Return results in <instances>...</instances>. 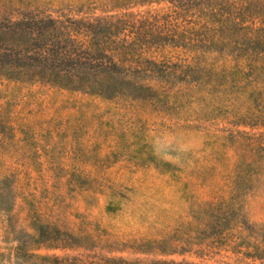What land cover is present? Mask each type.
Returning a JSON list of instances; mask_svg holds the SVG:
<instances>
[{"label": "rangeland", "instance_id": "374dc122", "mask_svg": "<svg viewBox=\"0 0 264 264\" xmlns=\"http://www.w3.org/2000/svg\"><path fill=\"white\" fill-rule=\"evenodd\" d=\"M26 12L115 23L152 91L0 79V264H264V0H0Z\"/></svg>", "mask_w": 264, "mask_h": 264}, {"label": "trees", "instance_id": "16d2710c", "mask_svg": "<svg viewBox=\"0 0 264 264\" xmlns=\"http://www.w3.org/2000/svg\"><path fill=\"white\" fill-rule=\"evenodd\" d=\"M59 17L26 12L16 21L0 18V79L104 99L149 98L151 87L111 52L119 32L115 23ZM11 264L26 263L16 258Z\"/></svg>", "mask_w": 264, "mask_h": 264}]
</instances>
